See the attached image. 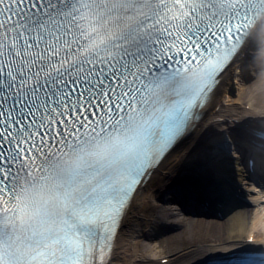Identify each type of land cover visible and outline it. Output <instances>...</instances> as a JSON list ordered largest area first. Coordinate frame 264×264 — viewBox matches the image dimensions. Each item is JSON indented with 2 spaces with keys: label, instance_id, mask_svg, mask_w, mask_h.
Wrapping results in <instances>:
<instances>
[{
  "label": "snow or ice",
  "instance_id": "1",
  "mask_svg": "<svg viewBox=\"0 0 264 264\" xmlns=\"http://www.w3.org/2000/svg\"><path fill=\"white\" fill-rule=\"evenodd\" d=\"M264 0H0V264H116L138 197L256 57ZM225 124L228 121H224ZM264 172V116L185 164ZM214 264H264L247 239Z\"/></svg>",
  "mask_w": 264,
  "mask_h": 264
},
{
  "label": "bare ground",
  "instance_id": "2",
  "mask_svg": "<svg viewBox=\"0 0 264 264\" xmlns=\"http://www.w3.org/2000/svg\"><path fill=\"white\" fill-rule=\"evenodd\" d=\"M236 71L238 74H244L241 77H249V74L239 65ZM223 78L210 104L206 106L207 114L201 127L164 161L146 188L140 192V196L137 198L139 208L130 215V226L121 237V250L118 253L120 259L116 261V264H163L158 258H167L162 255L168 252L170 245L168 246L164 242L155 243V232L172 227L169 222L177 226L179 230H186V226L175 219L172 210L161 207L160 201H162L164 191H167L182 177L199 181L198 175L205 177L214 172L212 166L226 171L227 179L233 184L240 183V180L236 179L235 181L229 172L228 159L227 157L224 159L227 152H222L211 165L185 164L184 162L207 126L214 124L218 130L226 131L236 121L242 120L248 115L264 116V78L258 77L252 80L246 90L239 92L238 98L230 99L233 102L231 105H227L228 99L234 93L230 86L231 71L227 72ZM251 78L252 76H250ZM224 121H228V123L225 124ZM256 187L244 188V190L240 188L247 203L244 207H238L231 211L228 218L229 223L225 227L215 230L212 225L193 229L190 239L195 244L190 248H185L182 252L174 253L169 257V263L166 264H209L214 260L215 254L239 247V242L242 239L249 240L253 237L255 239L253 242L264 243V195L254 197L250 190L259 191V188ZM183 237L184 233L181 234V238Z\"/></svg>",
  "mask_w": 264,
  "mask_h": 264
},
{
  "label": "rangeland",
  "instance_id": "3",
  "mask_svg": "<svg viewBox=\"0 0 264 264\" xmlns=\"http://www.w3.org/2000/svg\"><path fill=\"white\" fill-rule=\"evenodd\" d=\"M252 54L255 56L256 55L264 56V49L255 50ZM254 62H249L247 67L245 68V71L247 72V74L253 76V80L257 76L259 77L262 76L261 75L262 71H260V69L257 70L256 69L257 66H253ZM237 78H233L230 81V86L233 88L234 93L231 94V97L228 99L229 101L227 102V105H231L233 103L232 100L230 99L238 98L239 92L246 90L248 86H250V83L248 82L251 80L247 81L241 77H237ZM229 162L231 164V169H232L231 171L233 172L234 177L237 179L244 180L248 175V169L244 165L242 159L237 157L235 160H232L229 157ZM160 206L164 208H169L170 210H172V212H174L173 216H175V219L179 220L186 226V230L184 229L179 230L177 226H174L173 224H171V222H169L170 226L172 227L168 228L167 230L174 231V232H172L170 235L164 236L161 239L157 238L155 240V243H160L164 241V243L168 244V246L170 245L168 252L162 255V256H166L167 258L174 255V253L182 252L183 250H185V248H190V246L195 244L190 239V233H192L193 229L198 228V227L213 225L214 229L217 230L219 228L225 227V225L229 223L228 218L225 220H219V219H208L206 217H189L190 221L185 222L181 219L182 217L178 214L179 210L175 209L174 205H172L171 203L165 204V203L160 202ZM183 233H184V237L181 238V234ZM158 260L161 261V258L159 257Z\"/></svg>",
  "mask_w": 264,
  "mask_h": 264
}]
</instances>
